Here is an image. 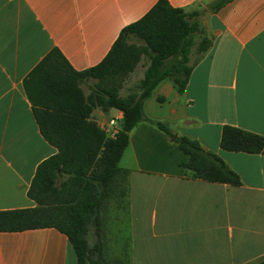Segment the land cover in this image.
Masks as SVG:
<instances>
[{
  "label": "crops",
  "instance_id": "0c3cea01",
  "mask_svg": "<svg viewBox=\"0 0 264 264\" xmlns=\"http://www.w3.org/2000/svg\"><path fill=\"white\" fill-rule=\"evenodd\" d=\"M157 1L0 0V211L35 206L27 196L31 181L38 165L57 153L40 134L25 95L29 72L53 48L76 71L99 64L121 30ZM215 1L168 0L186 13H201L208 46L191 64L184 91L164 80L143 112L217 154L242 185L186 177L179 165L187 156L156 126L139 123L119 162L126 195L119 204L110 200L115 237L122 235L123 217L127 221L129 240L122 246L116 240L127 264L264 260V154L220 147L225 125L264 136V0H232L213 11ZM91 118L105 129L111 118L120 123L122 113L95 108ZM0 264L77 262L68 238L45 228L0 232Z\"/></svg>",
  "mask_w": 264,
  "mask_h": 264
},
{
  "label": "trees",
  "instance_id": "16d2710c",
  "mask_svg": "<svg viewBox=\"0 0 264 264\" xmlns=\"http://www.w3.org/2000/svg\"><path fill=\"white\" fill-rule=\"evenodd\" d=\"M230 1L216 0L211 9L217 11ZM200 14L158 0L143 17L121 30L99 64L76 71L57 48L37 63L23 88L40 134L57 153L38 165L31 181L27 196L35 206L0 211V232L54 228L68 238L77 264H123L104 254L102 211L110 200L119 204L126 195L122 185L126 171L119 162L129 144V133L141 122L156 126L187 156L179 165L186 177L242 185L238 174L217 154L205 150L197 140L176 136L167 125L149 120L143 112L144 101L164 80L171 81L177 93L184 91L192 70L191 35L200 29ZM207 46L202 37L199 54ZM143 56L149 65L140 92L121 97L125 79ZM95 108L122 113L114 138L91 118ZM220 147L228 152L264 154V136L225 125ZM91 229L96 237L92 246L87 240Z\"/></svg>",
  "mask_w": 264,
  "mask_h": 264
},
{
  "label": "rangeland",
  "instance_id": "374dc122",
  "mask_svg": "<svg viewBox=\"0 0 264 264\" xmlns=\"http://www.w3.org/2000/svg\"><path fill=\"white\" fill-rule=\"evenodd\" d=\"M204 14V11H203ZM204 35L203 27L199 29L198 32L191 35V41L192 46L190 48V61L189 64H192L195 60H197L200 56L198 52L199 45L201 43V39ZM135 43L140 45L139 41L134 40ZM149 65V59L146 56H143L141 58L140 63L134 70L132 74H130L123 83V86L121 88V92L124 95H128V93H139V84L142 81L144 74L146 72V69ZM164 89V88H163ZM161 91V94H165V90ZM87 92V90H86ZM119 167L122 168L121 164L119 163ZM116 207L114 201H110L107 203V210L102 211L105 213L106 220L102 221L103 226V233H102V242H103V250L104 254L107 259L109 260H121L123 264H127L126 254L122 251H119V245L117 244L118 241L121 242V246L124 244V242H127L129 240V232L127 231V221L126 218L123 217L122 219V235L120 237L116 236L112 232L113 227V218L115 216V210ZM87 240L90 246H92L95 241L96 237L94 235V230L91 229L87 235ZM117 240V242H116ZM117 245V249H116Z\"/></svg>",
  "mask_w": 264,
  "mask_h": 264
},
{
  "label": "built area",
  "instance_id": "2783aa9c",
  "mask_svg": "<svg viewBox=\"0 0 264 264\" xmlns=\"http://www.w3.org/2000/svg\"><path fill=\"white\" fill-rule=\"evenodd\" d=\"M108 128L103 129L108 137L114 138L119 131V122L117 118H111L108 121Z\"/></svg>",
  "mask_w": 264,
  "mask_h": 264
},
{
  "label": "water",
  "instance_id": "95a60500",
  "mask_svg": "<svg viewBox=\"0 0 264 264\" xmlns=\"http://www.w3.org/2000/svg\"><path fill=\"white\" fill-rule=\"evenodd\" d=\"M120 123H122V120L120 121Z\"/></svg>",
  "mask_w": 264,
  "mask_h": 264
}]
</instances>
